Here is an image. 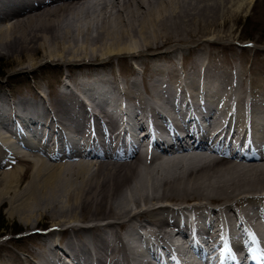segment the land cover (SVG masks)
Returning <instances> with one entry per match:
<instances>
[{
	"label": "bare ground",
	"instance_id": "obj_1",
	"mask_svg": "<svg viewBox=\"0 0 264 264\" xmlns=\"http://www.w3.org/2000/svg\"><path fill=\"white\" fill-rule=\"evenodd\" d=\"M255 1L0 0L10 73L39 59L58 71L46 95L0 86V206L41 244L0 264H179L174 234L213 252L221 232L242 249L250 229L264 247V92H236L217 70L183 82L175 58L163 60L178 47L167 43H191L209 58L191 65L204 72ZM130 58L148 71L142 82L119 81L138 74ZM240 134L245 149L232 144Z\"/></svg>",
	"mask_w": 264,
	"mask_h": 264
},
{
	"label": "rangeland",
	"instance_id": "obj_2",
	"mask_svg": "<svg viewBox=\"0 0 264 264\" xmlns=\"http://www.w3.org/2000/svg\"><path fill=\"white\" fill-rule=\"evenodd\" d=\"M96 15L94 17L98 18ZM86 21L89 20L83 19L82 24H85ZM90 33L93 35L95 32ZM224 38L226 41L232 38L233 40H231L234 42V44L231 45V47L226 46L212 48L210 52L212 55L209 56L210 65L206 67L204 72L202 69L199 70L198 66L191 65L195 59H199L201 62L203 59L208 60L209 58L205 57L206 54H204L202 50L192 51V48H189L191 43H183L181 45L174 42L167 43V45L163 47L167 50L173 48V46L178 47H176L177 50L173 51L172 56L167 55L163 58V60L165 59V61L168 62V60L170 61L171 59L175 58L174 60L178 65L176 72H178L177 74L181 77L183 82L190 81L191 79H198L200 81L201 78L205 80L210 79L213 74L209 72H228L227 79L223 80L228 82L229 88L233 87L236 92L243 90L247 85L252 86L251 88H254V92H264V0H256L248 12H246V14H242L240 21L237 24L236 31L233 34L224 36ZM1 54L0 86L3 87L4 91L6 90V94L17 97L22 93L31 95L32 92L39 90L41 93L46 95L48 94L47 92L49 89L51 90L55 84L57 85L56 81L58 71L56 68H53V65H50L51 63L44 61L45 59H39L40 63L38 62V64L36 66L34 65V67L29 66V69L26 68L23 69V71H19L17 69L13 71V74H11V69L15 65L13 62H11L12 58H10L5 53ZM130 62L134 63L135 67L138 64L137 67H139L141 70H137L138 74L137 72L134 73L133 71L128 72V70H123L120 72L118 78L119 81L122 79L123 82L125 79L131 78V76H136V78L140 79L142 82V77L144 75V77H148V71L143 73L142 62H135L131 58L129 59V64ZM188 71H190L192 76H187ZM174 73L171 74L173 75ZM173 77L178 78L176 76ZM171 80L173 82L175 81L173 78ZM141 82L140 86L143 84ZM194 83L196 82L194 81ZM193 88L195 89L196 87L194 86ZM221 90L222 92H225L227 87H223ZM190 99L192 100V97ZM4 129L5 127H2V130ZM8 158H10V156L6 157L7 161H9ZM17 162V164L21 165L19 161ZM6 166L10 167V165ZM15 218L16 217L12 216V214H10L7 210V205L0 206V260L9 256L8 258H10L12 261L14 256L17 255L19 257L23 256L25 258L30 256L32 257V255L26 251H35V249L40 250L41 244L37 242L38 238L32 234L27 235L25 230H23L21 227H18L20 222Z\"/></svg>",
	"mask_w": 264,
	"mask_h": 264
}]
</instances>
